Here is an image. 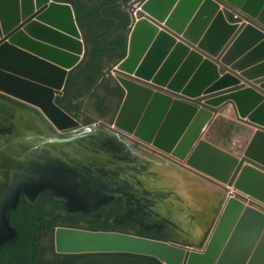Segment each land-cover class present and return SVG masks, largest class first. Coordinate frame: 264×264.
<instances>
[{
	"label": "water",
	"instance_id": "1",
	"mask_svg": "<svg viewBox=\"0 0 264 264\" xmlns=\"http://www.w3.org/2000/svg\"><path fill=\"white\" fill-rule=\"evenodd\" d=\"M238 1L0 0V264H264V212L184 169L264 204V13ZM105 72L115 117L79 129Z\"/></svg>",
	"mask_w": 264,
	"mask_h": 264
},
{
	"label": "crops",
	"instance_id": "2",
	"mask_svg": "<svg viewBox=\"0 0 264 264\" xmlns=\"http://www.w3.org/2000/svg\"><path fill=\"white\" fill-rule=\"evenodd\" d=\"M238 3L242 7L243 6L256 7V9L249 10L250 12H254L257 14L264 13V0H239ZM220 9L224 10V7L222 5H220ZM232 9L241 13L239 10H237L235 8H232ZM242 16L245 18V16L243 14H242ZM211 23H212V20H210V22H208V24L204 28V30H203L204 32H203L201 37H203L205 35L206 31L211 26ZM258 45L259 44L256 43V44L252 45L249 49L245 50L242 54H240L237 58H235L232 63L228 64V68H226V69L231 68L232 65L239 62L243 58V56L247 55L251 50L256 48ZM251 59L252 60H249L250 61L249 65H247L246 67H243L241 72H245V71L247 72L250 69H253L254 67H256V66H258L264 62V48H259L258 51L255 53V55L253 57H251ZM199 71L201 72L199 74L200 79L208 78L209 76L212 75L211 73H209V71L203 70L202 68H200V64H198V65L194 66V68L192 70V74L190 77L194 76L195 73H197ZM241 72H236V73L240 74ZM225 75H227V72H224L223 74H221L218 72V68H215V79L211 83L212 84L216 83ZM262 79H264V77ZM252 83H255L256 86L259 85L256 80L252 81ZM97 85H98V81H96V83L94 84L92 89L88 92V94L82 100L80 107H82V110L86 115H89L92 118L97 119L100 122H103V124H109L112 122V120L115 117V114L118 110L121 99L123 97V94L119 90H114L115 86L107 85L105 88L99 89L97 87ZM239 86L244 87V88L248 87V86H246V84L243 83L242 78L239 81ZM223 91H225V90H223ZM89 101L93 102L94 105L92 104L93 106H91V105L86 104ZM263 102H264V99L258 105H261ZM219 111H223L222 113L226 117H232L233 118L235 115L234 109H233V106L231 103H227ZM204 243L205 242H203V244Z\"/></svg>",
	"mask_w": 264,
	"mask_h": 264
},
{
	"label": "rangeland",
	"instance_id": "3",
	"mask_svg": "<svg viewBox=\"0 0 264 264\" xmlns=\"http://www.w3.org/2000/svg\"><path fill=\"white\" fill-rule=\"evenodd\" d=\"M218 112H219V114L223 115V113H222L223 111H218ZM223 116H224V115H223ZM109 124H110V123H109ZM102 126H103V125H102ZM105 126H106V125H104L103 127H105ZM88 127H91V126H88ZM88 127H84V128H81V129H85V128H88ZM120 136H121V135H120ZM122 137H124V136H122ZM124 138H125V137H124ZM139 146H141V145H139ZM141 147H143V146H141ZM143 148H144V147H143ZM145 149H146V148H145ZM157 155H158V154H157ZM159 156H160V155H159ZM161 157L164 158V159H166V160H168V161H170V162H172V163H174V164H176V165H178V166H180V164H177V163L173 162L172 160H170V159L168 158V156H161ZM180 167H181V166H180ZM182 168H183V167H182ZM184 169L187 170V171H189V172H191V173H193V174H195V175H197V176H199V177H201V178H203L204 180H206V181H208V182H210V183H212V184L218 186L219 188L225 190V194H224L223 197H228V196H227V192L231 190V191L237 193V195H236L237 197H235V198L242 197V198H238V199H240L245 205L251 206V207H253V208H255V209H257V210H259V211H261V212H264V204L258 202L257 200H255V199H253V198H251V197H249V196H247V195H244V194H242V193H240V192H238V191L233 190L232 187H228L226 184H222V183L216 182V181H214V180H209V178H207L206 176H203V175L199 174L197 171L190 170V169H187V168H184ZM244 197L247 198V199H245ZM248 200L250 201V203L248 202ZM218 210H219V208H218ZM218 210H217V212H216V215H215V217H214V219H213V222H212V224H211V226H210V229H209V231H208L206 237L208 236L209 232L211 231V228H212V226H213V224H214V222H215V220H216V217H217V214H218Z\"/></svg>",
	"mask_w": 264,
	"mask_h": 264
},
{
	"label": "flooded vegetation",
	"instance_id": "4",
	"mask_svg": "<svg viewBox=\"0 0 264 264\" xmlns=\"http://www.w3.org/2000/svg\"><path fill=\"white\" fill-rule=\"evenodd\" d=\"M63 3L69 5V6L71 7V9H72L71 4H69L68 2H63ZM72 11H73V9H72ZM73 13H74V12H73ZM97 81H98V85H97V87H98L99 89H103V88H105L107 85L115 86V83H114V75H113L112 73L105 72L104 74H102V75L100 76V78H99ZM95 88H96V87H95ZM114 90H117L116 87H115ZM113 93H114V92H113ZM63 95H64V92L62 91V95L59 96V98L62 97ZM86 104L91 105V106L94 105L93 102H90V101L87 102ZM92 104H93V105H92ZM95 106H96V105H95ZM79 113H81V114H83V115H85V116H88V117L92 118L91 116L86 115V114L83 112L82 107L79 108ZM92 119H94V118H92ZM94 120H97V119H94ZM96 124H100V125H103V126H104V125H109V124H103V122H100L99 120H97V122H93V123L86 124V125H81V124L79 123V127H78V128L81 129V128L88 127V126H94V125H96ZM67 133H69V132H62L61 135H63V134H67ZM55 229H56V228H53V233H54V230H55ZM52 240H53V236H52ZM52 245H53V242H52ZM53 254H54V255H70V254H58V253H56V252L54 251V245H53Z\"/></svg>",
	"mask_w": 264,
	"mask_h": 264
},
{
	"label": "built area",
	"instance_id": "5",
	"mask_svg": "<svg viewBox=\"0 0 264 264\" xmlns=\"http://www.w3.org/2000/svg\"><path fill=\"white\" fill-rule=\"evenodd\" d=\"M224 11L226 12L228 19L232 23H247V20L238 11H235V10H233L231 8H227V7L226 8L224 7ZM236 195H237V193L233 192L231 190L227 192V196L237 197ZM238 198H242V197H238ZM245 199H247V198H245ZM248 202L250 203L249 200H248Z\"/></svg>",
	"mask_w": 264,
	"mask_h": 264
}]
</instances>
